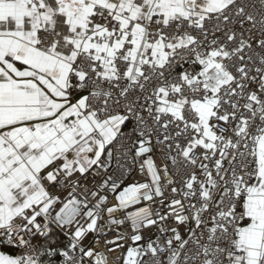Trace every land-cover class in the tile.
I'll return each instance as SVG.
<instances>
[{
    "label": "snow or ice",
    "instance_id": "1",
    "mask_svg": "<svg viewBox=\"0 0 264 264\" xmlns=\"http://www.w3.org/2000/svg\"><path fill=\"white\" fill-rule=\"evenodd\" d=\"M0 264H264V0H0Z\"/></svg>",
    "mask_w": 264,
    "mask_h": 264
},
{
    "label": "built area",
    "instance_id": "2",
    "mask_svg": "<svg viewBox=\"0 0 264 264\" xmlns=\"http://www.w3.org/2000/svg\"><path fill=\"white\" fill-rule=\"evenodd\" d=\"M154 160L157 165L160 164V160L157 157H154ZM141 160H138L135 163V167L131 170L129 174V178L126 179L123 184L121 185L120 190H122L124 187L128 186L129 184L133 183H148L150 182V177L147 174V167L145 166L144 172L142 173L140 170L141 166ZM118 194V193H116ZM116 194L109 193L110 202L113 205L118 204L117 201H115L114 196ZM149 209L150 211H156L159 210V204H152L150 201H141L139 204L133 203L131 207L121 211L117 212L115 215L119 216L121 219H124L126 221L125 225L119 226V228H126L128 231H131V222L132 219L138 218L139 215H143V210ZM108 237L110 239H115V230L108 232ZM116 255H119L117 253ZM113 257H110L112 259Z\"/></svg>",
    "mask_w": 264,
    "mask_h": 264
}]
</instances>
